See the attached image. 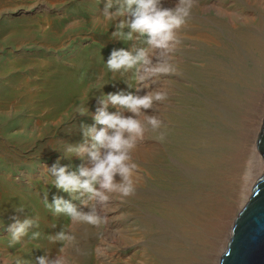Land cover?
Segmentation results:
<instances>
[{"label":"rangeland","instance_id":"rangeland-1","mask_svg":"<svg viewBox=\"0 0 264 264\" xmlns=\"http://www.w3.org/2000/svg\"><path fill=\"white\" fill-rule=\"evenodd\" d=\"M105 2L0 0V264H9L15 251L7 245V225L14 214L39 220V227L32 229L40 232L39 237L32 240L29 235L21 241L32 248L26 254L28 264L44 252L66 257L65 264H165L161 253L151 251L153 245L159 250L157 244L165 237L151 217L160 221L158 209L169 195L194 186L177 150H209L215 159L221 153L230 156L228 165L211 164L212 169L221 168L222 175L228 174L224 200L229 209L223 231L214 236L215 248L206 253L210 260L203 263L186 253L169 260V264H219L233 221L264 174V158L256 145L264 119V71L259 76L246 74L258 78L259 98L250 104L240 93L243 84L220 68L232 31L260 29L264 0H193L190 15L177 29L175 49L171 53L156 50L152 58L155 63L171 56L177 71L150 77L149 86L140 89V94L156 90L167 95L143 109L146 115L159 117L163 125L157 130L148 126L130 152L139 165L135 190L126 197L111 192L106 202L91 201L101 217L99 224L92 225L53 214L42 198L47 192L49 201L54 194L72 199L49 183L47 166L58 157L72 168L87 163L86 154L64 156V147L83 141L81 123H94L102 91L126 89L124 80L131 82L130 74H117L103 89L93 87L98 77L113 80L105 63L111 50L133 43L111 35L115 21L103 19ZM175 2L163 0V5L171 7ZM245 67L253 68L247 61ZM229 89L236 90L241 103L226 109L223 102L233 96ZM78 104H87L88 111L77 112ZM109 109L114 110L111 105ZM160 132L165 133L163 140L157 138ZM195 177L199 180L196 173ZM18 206L23 210L17 212ZM62 229L71 231L75 240L62 245L49 238Z\"/></svg>","mask_w":264,"mask_h":264},{"label":"clouds","instance_id":"clouds-1","mask_svg":"<svg viewBox=\"0 0 264 264\" xmlns=\"http://www.w3.org/2000/svg\"><path fill=\"white\" fill-rule=\"evenodd\" d=\"M192 3L193 0H176L173 6L166 7L163 0H106L102 16L104 20L115 21L111 35L115 39L133 43L129 47L111 50L105 63L113 80L102 81L98 77L93 87L103 89L105 84L116 80L117 74H130L131 82L124 80L126 89L102 91L98 97L101 107L94 113V123H81L83 141L68 143L64 147V156L83 157L86 154L88 162L72 168L69 164L60 163L61 157H58L52 165L47 166L49 183L72 196L70 200L54 194L49 201L45 192L42 198L44 206L53 214L62 213L71 222L97 225L101 217L93 211L91 201L106 202L111 192L119 193L121 197L134 192L139 165L130 152L137 146V141L144 137L148 126L157 130L163 125L159 117L146 115L143 109L151 107L155 100L165 99L167 95L165 91L156 90L140 94V89L149 86L150 77L177 71L171 56L155 63L152 58L156 50L171 53L175 49L179 43L177 29L185 24ZM121 16L124 18L120 19ZM110 105L114 110L109 109ZM76 111L86 113L87 104H78ZM164 136L165 133L160 132L157 138L163 140ZM117 175L119 180L116 179ZM73 201H79V204ZM23 208L18 206L16 210L20 212ZM38 227L36 216L20 218L14 214L12 222L7 225V245L9 249L15 248L9 257V264H28L29 256L26 254H30L32 248L22 245L21 241L29 235L32 240L37 239L40 232L32 229ZM49 238L63 245L66 241L75 240V235L62 229L50 234ZM65 260L66 257L61 255L44 252L35 257L34 264H65Z\"/></svg>","mask_w":264,"mask_h":264},{"label":"bare ground","instance_id":"bare-ground-1","mask_svg":"<svg viewBox=\"0 0 264 264\" xmlns=\"http://www.w3.org/2000/svg\"><path fill=\"white\" fill-rule=\"evenodd\" d=\"M259 21L262 24L258 31L252 33L232 31L227 37L229 41L226 47H229L225 52L224 65L220 68L223 72H229L232 80L243 84L240 93L251 102L250 104L259 98L258 78L254 80L248 78L246 74L255 72L259 76L264 71V12L260 13ZM246 61L250 62L253 68L245 67ZM229 91L233 96H230L228 101H225L227 99H224L225 96L222 98L226 109L241 103L236 97V90L229 89ZM177 152L187 164L189 169L186 171L193 176L194 186L186 185L174 196L169 195L170 199L158 209L162 218L160 221H157L156 217H151V220L156 221L165 232L163 242L157 244L159 250L153 245L150 246L151 251L158 255L161 253L165 264H169L171 259L177 260L182 253L198 256L203 263H208L210 259L206 253L209 254L208 251L211 252L215 248L214 236L219 234L225 222L224 216L225 214L227 216L229 209V204L224 200L228 194L224 188V182L229 178L228 174L222 175L221 168L212 169L211 164L216 166L214 164L225 163L230 156L221 153L220 157L215 159V153L203 150L196 152L199 155L197 158L196 153L188 150H177ZM195 173L199 180L196 179ZM168 255H170L169 259Z\"/></svg>","mask_w":264,"mask_h":264},{"label":"water","instance_id":"water-1","mask_svg":"<svg viewBox=\"0 0 264 264\" xmlns=\"http://www.w3.org/2000/svg\"><path fill=\"white\" fill-rule=\"evenodd\" d=\"M256 145L264 158V119ZM219 264H264V174L235 217Z\"/></svg>","mask_w":264,"mask_h":264}]
</instances>
